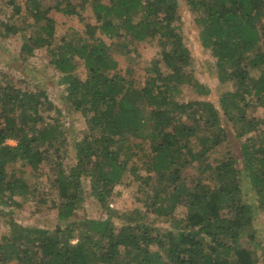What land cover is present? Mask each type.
I'll list each match as a JSON object with an SVG mask.
<instances>
[{"label": "trees", "instance_id": "obj_1", "mask_svg": "<svg viewBox=\"0 0 264 264\" xmlns=\"http://www.w3.org/2000/svg\"><path fill=\"white\" fill-rule=\"evenodd\" d=\"M6 1L20 14L17 0ZM52 1L46 6L30 0L38 31L22 45L21 54L30 58L40 50L49 59L86 131L76 145V164L67 176L58 170L53 182L61 224L51 232L11 221L10 232L0 237V264H261L258 252L242 241L255 237L246 191L255 194L264 212V120L249 116L254 107L264 109V0H186L200 26L201 46L216 61L218 79L233 86L221 94L219 107L173 98L184 84L205 93L187 70L192 58L178 0H83L96 24H85L86 36L70 29L59 43L49 15L53 10L76 15L77 6L74 0ZM102 37L157 42L155 75L148 76L144 87L131 70L122 75L111 56L113 44ZM76 60L87 71L84 80L76 75ZM161 63L168 72H162ZM54 109L46 92L0 82L1 199L28 201L37 193V183L8 172L13 163L26 162L36 172L46 154L53 153L57 164H63L58 161L64 158L66 128L45 116ZM186 113L191 124L183 119ZM231 135L248 136L241 145L242 170L228 153L203 172L205 181H182L190 165L216 153ZM132 138L148 141L150 152L145 154ZM134 158L143 162L146 173L140 190L154 178L169 185L168 205L159 207V215L186 205L184 216L172 220L163 234L147 223L122 226L118 233L110 218L67 222L84 201V178L89 179L91 196L108 209Z\"/></svg>", "mask_w": 264, "mask_h": 264}, {"label": "rangeland", "instance_id": "obj_2", "mask_svg": "<svg viewBox=\"0 0 264 264\" xmlns=\"http://www.w3.org/2000/svg\"><path fill=\"white\" fill-rule=\"evenodd\" d=\"M41 1L46 6L53 4L52 0ZM73 2L77 6L76 15L68 16L55 10L49 15L55 21L57 43L69 34L70 29H75L84 34L85 24H96L91 8L84 5L83 0H74ZM178 2L179 15L187 39L186 44L191 51L192 58L191 65L187 70H190L195 76L194 78L205 88V93L201 95L196 87L184 84L181 87L180 95H175L173 98L180 103L205 100L219 107L221 94L232 91L233 86L232 84H223L218 79L215 59L201 46L198 22L189 11L186 0H178ZM17 5L21 7L20 14H16L13 6L8 4L6 0L0 1V82L2 85L11 83L24 90L46 92L55 106L53 111L45 115L46 121L60 120L61 125L66 128V143L64 151L61 153L64 158L58 161L63 163L62 165L57 164L53 153L46 154V159L36 172H33L31 166L26 162L19 161L10 165L9 173H17L18 176H23L30 182L37 183V193L28 201H23L18 196H14L13 201L0 197V237L10 232L11 221H15L24 227L42 228L51 232L61 224L58 220V210L55 208L59 205V199L53 188V182L58 170H63L64 175L67 176L76 164V145L84 139L86 131L84 118L70 109L66 87L60 84V75L49 64V59L44 58L40 50H37L30 58L21 54L22 45L30 35L38 31V28L34 25L31 11L33 5L30 0H17ZM84 36L86 35L84 34ZM102 39L107 44H113L111 56L118 61L119 71L122 75H125L127 70H131L134 80L141 87L145 86L148 76L155 75L152 66L153 62L158 59L157 42H134L124 37L112 40L113 42L105 37ZM76 62V75L83 80L86 79L87 71L82 65V61L76 60ZM160 68L162 72H168L164 63L160 64ZM256 74L257 72L253 71V75ZM249 116L264 120V109L254 107L249 111ZM183 119L187 124L192 123L190 113H186ZM257 134L253 133L252 136L255 137ZM247 137L237 138L231 135L228 143L220 146L216 153L213 152L204 160L190 165L182 173V181L188 180L187 183L189 184L194 181H205V175L202 176L203 172L210 166L214 167L219 159L226 158L228 153L237 161V168L242 170L241 145ZM132 139L135 143H141L142 147L145 148V154L150 152L148 141ZM9 143L15 144L14 141H9ZM120 160L123 159L120 158ZM145 174L142 161L137 158L130 161L122 183L116 186L109 200L108 209L102 207L91 196L89 179L84 178V201L79 206L75 216L67 222L79 223L92 219L110 218L118 233L122 226L147 223L151 228L156 229V234H163L169 229L172 220L186 214L187 207L186 205L176 206L173 214L159 215V207L162 204L168 205L169 195L167 194L165 197V191L169 185L168 183H160L154 178L150 186L140 190L141 177ZM243 175L246 177V174ZM245 196L249 199L254 211L255 237L251 240L244 239L242 246L256 250L261 264H264V212L259 210V204L252 191H246ZM228 214L233 216L231 208L228 210ZM152 250L156 251V248L153 247Z\"/></svg>", "mask_w": 264, "mask_h": 264}]
</instances>
